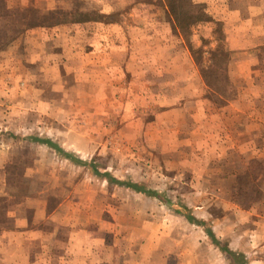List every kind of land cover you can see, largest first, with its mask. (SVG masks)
I'll use <instances>...</instances> for the list:
<instances>
[{"label": "crops", "instance_id": "crops-1", "mask_svg": "<svg viewBox=\"0 0 264 264\" xmlns=\"http://www.w3.org/2000/svg\"><path fill=\"white\" fill-rule=\"evenodd\" d=\"M76 1L80 12H98L100 17L76 19L81 15L77 13L75 18L48 20L47 15L59 9L57 0H0V15L29 8L37 14L32 26L0 50V264H144L141 258L129 257L130 252L118 257L121 246L97 237L100 229L94 232L92 221L76 226L74 218L81 213L88 218L93 212L92 195L87 194L85 202L74 197L51 201L45 188L49 183L41 177L38 183L43 187L30 191L36 163L17 167L23 170L18 175L24 189L16 195L11 192L10 170L19 165L14 161L18 139H30L26 146L34 148L33 154L37 149L53 160L56 150L33 137L46 138L48 132L56 137L60 150L72 155L81 152L77 145L63 147L59 119L53 117L49 122L53 129L46 128L43 88L47 84L169 85L174 89L171 102L159 109L157 120L168 122L170 115L188 113L192 105L199 136L212 135L207 130L213 120L219 124L215 137H244L245 146L248 139L249 143L261 139L257 153L264 162V0H187L185 21L177 18L175 0L160 5L142 0ZM195 8L202 12L200 16L187 15ZM115 12L116 20H109ZM209 72L219 85L233 90L213 114L206 91L218 94V86L208 82ZM65 74L73 75L71 84ZM239 121L243 125L237 129ZM65 132L74 135L71 128ZM5 203L12 204L6 207ZM82 203L84 210L79 209ZM112 212L133 219L142 213L136 208L122 213L117 207ZM145 228H153L152 223ZM151 245L143 247L148 251Z\"/></svg>", "mask_w": 264, "mask_h": 264}, {"label": "rangeland", "instance_id": "rangeland-1", "mask_svg": "<svg viewBox=\"0 0 264 264\" xmlns=\"http://www.w3.org/2000/svg\"><path fill=\"white\" fill-rule=\"evenodd\" d=\"M175 4L177 18L185 21L187 0H175ZM56 5L59 9L48 14V20L75 18L77 13L81 15L76 19L100 17L98 12H80L76 0H57ZM186 12L195 18L202 14L197 8ZM117 13L109 20H116ZM0 16V50L23 29V23L33 24L37 18L33 8L12 9ZM206 74L208 82L218 86V94L206 91L213 114L233 90L219 85L214 73ZM64 76L71 84L73 75ZM60 84L43 88L46 128L53 129L49 125L53 117L59 119L63 147L77 145L81 152L72 155L60 150L56 137L48 132L46 138L33 137L56 150L53 160L49 153L41 154L37 149L33 154L34 148L26 146L32 143L30 139H18L14 161L19 165L10 170L8 184L14 195L24 189L18 175L23 170L17 167L36 163L37 168L30 173L36 180L31 181L29 190L43 187L38 183L41 177L40 181L49 183L45 188L51 201L74 197L85 202L86 195H92L93 212L88 218L85 213L74 218L76 226L92 221L94 232L100 229L97 237L103 236L108 245L121 246L120 258L130 252L129 257L141 258L144 264H264V162L257 153L261 139L254 138L251 143L248 139L245 146L244 137H215L219 124L213 120L207 130L212 135L203 138L191 116L196 111L192 105H188V113L170 115L168 122L157 120L159 109L171 102L174 89L169 85ZM242 125L239 121L237 129ZM68 128L74 133L72 137L65 132ZM84 205L79 209L84 210ZM116 207L122 213L133 208L142 213L134 219L119 218L112 212ZM151 223L153 228L147 230ZM66 236L62 234L63 241ZM149 244L151 250L146 251L143 245ZM223 249L231 251L233 259Z\"/></svg>", "mask_w": 264, "mask_h": 264}, {"label": "trees", "instance_id": "trees-1", "mask_svg": "<svg viewBox=\"0 0 264 264\" xmlns=\"http://www.w3.org/2000/svg\"><path fill=\"white\" fill-rule=\"evenodd\" d=\"M21 24H22V22H21ZM22 25H23V29L32 26L31 23H23ZM23 29H20L19 31H16V37H17V35L20 34V32H21ZM13 39H15V38H12V40H13ZM12 40H10V41H12ZM129 187H132V188L135 189V190H139V189H137L136 187H134V186H132V185H129ZM139 191H140V190H139ZM223 250L227 253V255H228L230 258L233 259V254H232L231 251H229V250H227V249H223Z\"/></svg>", "mask_w": 264, "mask_h": 264}]
</instances>
